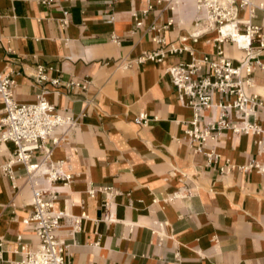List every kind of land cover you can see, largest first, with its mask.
I'll list each match as a JSON object with an SVG mask.
<instances>
[{
	"label": "crops",
	"instance_id": "crops-1",
	"mask_svg": "<svg viewBox=\"0 0 264 264\" xmlns=\"http://www.w3.org/2000/svg\"><path fill=\"white\" fill-rule=\"evenodd\" d=\"M252 1L262 4L252 22L264 26V0ZM144 5V0H55L51 5L0 0V70L14 71V100L31 103L44 90L58 112L77 118V126L51 155L52 161L64 162L62 170L71 179L37 178L41 186L56 190L54 209L65 213L58 234L68 245L66 261L264 264V174L240 168L251 160L264 165L256 137L225 131L197 150L196 143L181 139L193 113L180 104L166 73L168 66L189 61V53L132 63L157 48L151 38L158 31L151 26L175 45L187 37L184 44L196 55L214 53L215 34L190 37L194 0H178L172 11L155 4L142 15ZM62 10H67L65 25ZM225 49L240 55L233 46ZM39 65L60 84L36 83ZM70 81L88 83L81 89L67 86ZM253 82L251 90L264 101L261 70L254 72ZM140 113L147 114L145 125L134 122ZM214 113L205 111L200 125ZM211 149L217 158L208 162ZM12 154L13 145L6 143L0 164ZM227 162L232 169L220 173ZM12 175L0 168V264L18 260L20 246L36 242L22 223L31 213V192L20 163L12 166Z\"/></svg>",
	"mask_w": 264,
	"mask_h": 264
},
{
	"label": "built area",
	"instance_id": "built-area-1",
	"mask_svg": "<svg viewBox=\"0 0 264 264\" xmlns=\"http://www.w3.org/2000/svg\"><path fill=\"white\" fill-rule=\"evenodd\" d=\"M39 1L45 5L55 2ZM144 2L142 15L151 12L155 4H162L163 9L171 11L178 4V0ZM194 6L195 30L190 37L197 40L202 34L213 32L214 53L196 55L184 44L187 37H181L182 44L175 45L165 41L164 36L159 34L158 27L151 26V30L158 31L151 38L157 48L142 52L132 63L161 62L168 55L188 52L189 61L178 62L166 68L180 104L191 108L193 113L181 139L188 144L196 143L197 150L201 151L204 144L215 142L223 132L229 131L233 135L255 136L258 151L264 152V117H259V113L264 112V101L251 90L254 72L261 70L264 73V62L261 59L264 55V26L252 22L256 9L262 4L255 5L252 0H194ZM62 13L64 18L61 25H65L67 10H62ZM171 22L170 20L167 24ZM140 24L141 21L136 22L137 26ZM200 27L203 30L198 32ZM226 27H230L232 31L225 30ZM1 40L0 32V48ZM111 40L119 43V38L115 35H111ZM226 46H233L240 55H229ZM7 51H11L10 48ZM45 71L43 66L35 67V82L49 80L53 86H58L59 78L48 79ZM13 73L10 67L0 70V154L6 143L13 145L12 156L0 164V168L13 178L12 166L15 163L23 166L30 185L31 213L22 223L33 232L36 242L34 246L21 245L18 251L20 258L4 264H68V245L58 234L65 213L54 209L56 190L41 186L37 178L45 175L51 182L71 179V175L62 170L64 162L52 161L51 155L53 148L64 142L66 134L77 126V118L72 114L58 112L45 98L44 90L36 95L34 102L15 101L12 88L16 80ZM86 83L88 81L82 84L70 81L67 86L85 89ZM207 110H214L215 113L210 120L200 125L203 113ZM147 120V114L140 113L134 122L145 125ZM36 154H39V158L33 161ZM206 155L208 162L217 158L212 149ZM232 167L227 162L219 167L220 173L228 172ZM240 168L245 171L255 168L264 174V165L255 160ZM104 189L107 190L108 187ZM104 205L107 206L108 202L105 201ZM79 222V218L74 220V228L78 227ZM157 226L162 227L163 223H157Z\"/></svg>",
	"mask_w": 264,
	"mask_h": 264
},
{
	"label": "bare ground",
	"instance_id": "bare-ground-1",
	"mask_svg": "<svg viewBox=\"0 0 264 264\" xmlns=\"http://www.w3.org/2000/svg\"><path fill=\"white\" fill-rule=\"evenodd\" d=\"M259 4H260V3H259ZM259 4H258V5H259ZM202 30H203V28L200 27L198 32H200V31H202ZM225 30L232 31L230 27H226Z\"/></svg>",
	"mask_w": 264,
	"mask_h": 264
}]
</instances>
